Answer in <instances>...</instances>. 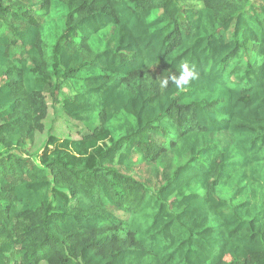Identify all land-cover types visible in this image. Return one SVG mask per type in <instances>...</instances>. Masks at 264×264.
Masks as SVG:
<instances>
[{
    "label": "trees",
    "instance_id": "16d2710c",
    "mask_svg": "<svg viewBox=\"0 0 264 264\" xmlns=\"http://www.w3.org/2000/svg\"><path fill=\"white\" fill-rule=\"evenodd\" d=\"M0 264H264V0H0Z\"/></svg>",
    "mask_w": 264,
    "mask_h": 264
},
{
    "label": "rangeland",
    "instance_id": "374dc122",
    "mask_svg": "<svg viewBox=\"0 0 264 264\" xmlns=\"http://www.w3.org/2000/svg\"><path fill=\"white\" fill-rule=\"evenodd\" d=\"M40 20V18H39ZM19 49L11 48V54L17 57ZM64 91H66L64 89ZM46 101L48 104L47 118L43 121V132H34L32 140L27 141L25 151L27 153H33L40 148L43 141L46 139L47 134H52L58 137L60 143L65 139L70 141H79L81 136L86 133L88 127L81 123L70 120L63 112L58 108L59 106H52V99L46 94Z\"/></svg>",
    "mask_w": 264,
    "mask_h": 264
},
{
    "label": "clouds",
    "instance_id": "9594fccd",
    "mask_svg": "<svg viewBox=\"0 0 264 264\" xmlns=\"http://www.w3.org/2000/svg\"><path fill=\"white\" fill-rule=\"evenodd\" d=\"M198 78L199 73L195 66L185 59L179 64L178 71L176 73H172L159 80V87L164 89L169 87V84L171 83L175 85L177 89H185L191 82L197 80Z\"/></svg>",
    "mask_w": 264,
    "mask_h": 264
}]
</instances>
